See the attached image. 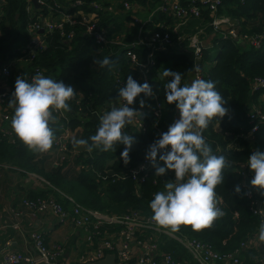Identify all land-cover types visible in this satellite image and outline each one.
<instances>
[{
  "label": "built area",
  "instance_id": "obj_1",
  "mask_svg": "<svg viewBox=\"0 0 264 264\" xmlns=\"http://www.w3.org/2000/svg\"><path fill=\"white\" fill-rule=\"evenodd\" d=\"M22 1L26 13L24 30L27 37L18 47L13 48L18 51L19 55L0 59V136L10 143L15 142V138H17L11 128V118L14 113L7 105V98L14 91L13 85L15 84V79H13L12 85L8 84V78L11 76L10 70L21 67L30 68L31 66L28 75L29 81L37 73L43 74L42 69L35 64V61L38 53L45 46L44 36L46 33L58 31L60 42L66 49H70L74 34L72 27L79 26L80 31L90 39L92 53L96 54L105 49L110 54L113 47L120 48L128 68L142 83L148 82L147 72L155 65V54L161 51L164 46L192 50V66L185 80V83H190L195 78H204L209 68L203 67L204 64H208L202 57V51H209L215 46L209 41L212 35L218 38H230L253 48H259L264 44V26L250 32L239 31L236 26L237 21L227 15L225 11L224 0H157V4L152 10L145 9V6L140 5L137 0H34L35 5L31 0ZM4 5L5 0H0V24L5 16ZM136 10H147L145 11L148 13L146 20H149L154 14L156 16L161 14L170 18L171 22L167 23L165 19H159L153 23L158 29L145 30L140 24L134 34L127 38L129 31L127 28L132 25L130 21L139 22L133 16ZM125 12L130 13L131 20L125 21L127 26L121 31H108L106 26L99 25L102 15H116ZM191 19L200 22L205 20V22L202 26H194L190 32H184L183 27ZM239 21L242 19L240 18ZM65 25L68 26L67 29H64ZM205 27H209L208 32L204 30ZM246 28L250 29L249 26ZM109 72L114 83L120 86L126 82L129 76L122 77L115 68H111ZM248 85L250 100L247 102V118L251 126L242 135L244 138H251L258 124L264 125V80L261 77L253 76L249 78ZM72 87L76 90L77 96L70 101L71 111L53 113L57 117L58 122L55 125L59 127V131L56 132V140L52 149L45 153L51 157L50 166L53 167L69 165L72 159L79 154H82L83 157L90 156L85 148L73 144L72 138L78 134L79 129L78 127L69 128L67 125L69 119L83 117L87 112L83 111L85 109L88 110V115L91 118L95 116V120H99V117L109 111L111 107L119 106L118 98L110 97L100 106L91 108L89 107V94L75 86ZM151 98L147 107L142 109L138 107L137 109L143 115L149 113L154 121L153 126H155L162 115L163 106L154 96ZM175 110L177 119L179 112L176 107ZM142 117H140V121L129 125L127 131L130 133L140 131L143 126ZM156 129L158 135L162 133L161 129ZM222 135L225 136L224 138L229 136L226 133H222ZM71 143L73 145L70 146ZM225 146L233 148L235 144L229 142ZM160 164L163 166V162ZM85 167L84 163L77 162L75 170L76 172L84 170ZM239 167L234 169L235 178L238 186L243 190L244 197L248 199V210L258 220L257 231L259 232V226L264 222V215H260L259 212L264 210V205L254 198L256 187L250 184L254 172L250 170L248 164ZM148 172L161 183L159 191L164 190V185L168 181L175 180L173 170L156 176L155 169L145 158V155L135 164L125 165L116 176L120 179L128 177L134 185V192L137 193L138 187ZM28 173L32 174L33 172ZM107 173L111 174V170H107ZM40 180L46 188L54 190L43 177ZM56 192L58 194L47 192L45 196L41 197H22L19 201L20 207L12 211L16 220L9 227L22 232L18 218L23 212L40 215L53 214L59 223L69 224L82 233L84 248L74 257L73 262H70L69 258L65 257L67 246L64 243L54 242L47 245L40 232L31 231L26 236L33 253L26 255L10 250L8 249L9 242L6 241L4 243L6 249L0 257V264H35L37 261L85 263L101 259L108 253L113 255L117 264H182L179 260L174 259L170 252L162 249L161 238L163 236L179 243L197 264H243L239 255L240 251L246 247L247 241H241L228 252H218L208 243L192 236L159 227L151 219L152 215L150 214H143L137 210L121 212L90 208L80 204L73 196L65 195L57 190ZM220 207L222 208V203ZM2 227L0 226V228ZM252 263L264 264V251H261Z\"/></svg>",
  "mask_w": 264,
  "mask_h": 264
},
{
  "label": "trees",
  "instance_id": "obj_2",
  "mask_svg": "<svg viewBox=\"0 0 264 264\" xmlns=\"http://www.w3.org/2000/svg\"><path fill=\"white\" fill-rule=\"evenodd\" d=\"M137 2L148 10H152L157 4V0H137ZM224 7L227 15L237 21L236 26L241 32H250L264 26V0H224ZM4 10L5 16L0 24V59L19 55L18 51L13 48L18 47L27 37L24 30L26 22L24 2L22 0H5ZM140 12L141 10H136L134 14L140 15ZM155 18L156 21L165 19L167 23L171 22L170 18L161 14L157 16L154 14L149 20L146 18L141 22L132 21L134 23L127 28L129 30L127 38L134 34L140 24L143 30L158 29L153 25ZM240 18L242 21H239ZM127 20H131L129 12H125L123 15L121 13L102 15L99 25L106 26L108 31H121L126 28L125 21ZM204 22L205 20L201 22L196 19L188 20L183 31L190 32L191 29L188 27L202 26ZM246 26H249L250 29L248 30ZM67 28L68 26L65 25L64 29ZM72 29L74 34L70 49H66L60 42L58 31L45 34V46L38 53L35 61V64L42 69L44 76L61 80L67 85L75 86L88 93L89 107L91 108L100 106L110 97H117L119 87H123L126 83L123 82L121 86L115 84L109 68L100 67L94 63V60L109 57L118 62L112 68L117 69L122 77L133 75L137 82L142 83L128 68L120 48L113 47L110 54L105 49L94 54L91 52L89 37L80 31L79 26H74ZM204 30L208 32L209 27H205ZM209 41L217 49L214 55H210L207 50L202 51L203 59L211 63L203 79L218 82L217 89L227 100L226 107L229 108L228 115L222 119L214 120L212 125L204 131V136L213 152L226 155L230 163V167L223 171V183L216 188V192L222 200L224 215L216 220L211 228L194 231L190 225H181L177 232L206 242L218 252H228L241 241L248 242L258 232V220L248 210V199L244 197L242 188L239 186V192L235 190L238 182L234 169L246 166L248 157L253 151H264L263 124H258L251 138L242 136L251 126L247 118V102L250 100L248 80L253 76L261 77L264 80V44L259 48H253L245 43L240 44L230 38H218L215 35H212ZM154 58L155 65L147 72V78L148 83L153 87L154 97L162 103V115L153 126L154 121L151 115L144 113L143 126L140 131L130 133L127 128L125 129L137 140L130 152V162L127 164L120 156V152L124 148V145L120 144L116 146L114 152L93 150L90 156L83 157L82 154H79L66 167V164L53 167L46 161L47 155L42 156V153L30 151L18 138H15V142L10 143L0 136V162H6L36 173L54 188V190L48 187L28 192L25 197H41L45 196L47 192L58 194L57 190L65 195L73 196L86 207L121 212L137 210L143 214L152 215L149 202L159 191L161 183L148 172L138 187V192L135 193L134 185L128 177L120 179L116 175L125 165H133L145 155L148 145L154 139L159 138L156 128L164 132L168 125L174 121L175 105L167 104L164 87L167 80L171 78L159 79L156 73L164 66L166 69L179 71L182 74L183 84L191 69L193 55L189 48L178 49L175 46H164L161 51L155 54ZM30 69L31 66L30 68H11L8 84L12 85L13 79H16L17 76L29 80ZM10 98L11 96L7 98V105ZM140 98L145 99L146 107L152 99L143 97V94ZM134 107H139V99ZM8 108L14 113L13 108L9 106ZM83 111H87L83 117H73L67 122L69 128L78 127L79 129L74 138L87 139L90 135L95 134L98 127L99 120H93L88 115V110L83 109ZM54 128L56 132L59 131L57 125H54ZM222 133H226L230 138H224ZM74 138H72V142ZM229 142L235 146L227 148L225 145ZM77 162L84 163L85 169L76 172ZM48 167L50 168L47 171H43ZM107 170H111V174H108ZM254 198L264 205V194L259 187H256ZM161 239L162 249L170 252L174 259L180 261L183 258H189L188 252L179 243L171 238H166V236ZM241 253L245 258H248L243 264H253L251 258L249 259L251 253L256 254L253 250H241Z\"/></svg>",
  "mask_w": 264,
  "mask_h": 264
},
{
  "label": "clouds",
  "instance_id": "obj_3",
  "mask_svg": "<svg viewBox=\"0 0 264 264\" xmlns=\"http://www.w3.org/2000/svg\"><path fill=\"white\" fill-rule=\"evenodd\" d=\"M94 63L111 70L118 62L104 57ZM160 75L171 78L164 85L165 99L167 104L175 105L179 117L148 145L145 153L156 176L168 170L175 174V180L168 181L164 190L157 191L150 200L151 219L159 227L173 232L181 225H190L194 231L211 228L224 215L216 188L223 183V171L230 163L226 155L213 152L204 131L214 120L228 115L227 100L217 89V81L195 78L182 84L181 72L170 69H163ZM141 94L153 97L152 85L147 81L139 83L129 75L117 92L119 106L111 107L99 117L95 134L87 139L74 138V145L92 153L93 150L114 152L116 146L122 144L120 156L125 164L130 162V152L137 140L125 129L143 116L134 107L138 99L141 109L146 106ZM76 96L71 85L41 73L30 81L17 76L8 102L14 109L13 132L30 151H50L56 140L54 125L58 122L53 113L71 111L70 101ZM247 164L254 172L250 184L259 187L264 194V151H253ZM235 190L239 192V186ZM259 214L264 215V210ZM259 241L264 242V222L259 226Z\"/></svg>",
  "mask_w": 264,
  "mask_h": 264
},
{
  "label": "crops",
  "instance_id": "obj_4",
  "mask_svg": "<svg viewBox=\"0 0 264 264\" xmlns=\"http://www.w3.org/2000/svg\"><path fill=\"white\" fill-rule=\"evenodd\" d=\"M154 22H156V18ZM156 74H159L157 75L158 78L162 79L160 72ZM41 155L47 154L42 153ZM50 159L51 157L47 155L46 161L49 164ZM49 168H44L43 171H47ZM28 172L23 168L7 164L6 162H0V226H3L0 228V257L6 249L4 245L6 241L9 242L8 249L26 255L32 254L33 249L27 241L26 234L36 231L41 233L47 245L54 242L64 243L67 246L65 257L69 258L70 262H73L74 257L84 248L83 235L71 225L59 223L53 214L46 213L40 215L23 212L18 218L22 232L9 227L16 220L12 211L20 207V199L25 197V194L28 192H35L46 188L38 174H29ZM263 249L264 242L259 241V232H257L247 242L243 251L253 250L256 254L253 255L252 252L249 259L251 258L250 260L254 261L257 255L261 251H264ZM239 256L243 263L248 259L242 253ZM188 257V259L183 258L180 260L182 264H197L189 255Z\"/></svg>",
  "mask_w": 264,
  "mask_h": 264
},
{
  "label": "water",
  "instance_id": "obj_5",
  "mask_svg": "<svg viewBox=\"0 0 264 264\" xmlns=\"http://www.w3.org/2000/svg\"><path fill=\"white\" fill-rule=\"evenodd\" d=\"M32 3L35 5L34 3V0H31ZM240 44H242V42H238ZM159 75V74H157ZM93 120H95V116L92 117ZM228 138H230V136H228ZM35 264H117L115 263V260H114V257L112 254H105L103 256V258L101 259H98V260H95V261H88V262H85V263H63V262H60V263H46V262H43V261H37ZM121 264H124V263H121Z\"/></svg>",
  "mask_w": 264,
  "mask_h": 264
},
{
  "label": "rangeland",
  "instance_id": "obj_6",
  "mask_svg": "<svg viewBox=\"0 0 264 264\" xmlns=\"http://www.w3.org/2000/svg\"><path fill=\"white\" fill-rule=\"evenodd\" d=\"M144 12H145V10H141V12H140V13H141V14H140L141 16H140V15H136V14L133 15V16L136 17V19L139 20V22H141L143 19L148 18V13H147V12L144 13ZM142 13H144V14H142ZM123 14H124V13H121V15H123ZM119 15H120V14H119ZM149 16H150V15H149ZM129 21H130V20H127V22H129ZM130 22H131L132 24L134 23V22H132V21H130ZM194 26H196V25H193V27H194ZM193 27H192V28H193ZM188 29H191V27H188ZM208 52L210 53V55H214L215 52H216V46H213V48L210 49ZM206 62H207V61H206ZM207 64H208V65L204 64V66H203L205 69H207L208 66H210L211 63H210V62H207ZM163 69H166V66L161 67V68L159 69V72L161 73Z\"/></svg>",
  "mask_w": 264,
  "mask_h": 264
}]
</instances>
